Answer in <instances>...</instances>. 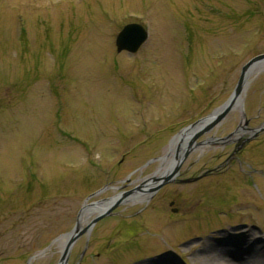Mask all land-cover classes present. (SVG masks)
Here are the masks:
<instances>
[{
  "label": "rangeland",
  "instance_id": "obj_1",
  "mask_svg": "<svg viewBox=\"0 0 264 264\" xmlns=\"http://www.w3.org/2000/svg\"><path fill=\"white\" fill-rule=\"evenodd\" d=\"M129 23L148 39L116 53ZM261 54L264 0H0V264H59L58 240L82 211L119 195L66 264H213L224 249L232 263L264 264V132L245 153L254 175L234 164L187 186L148 185L150 160ZM242 97L250 126L264 122V65ZM241 114L196 144L235 132ZM218 144L190 153L194 169L224 159Z\"/></svg>",
  "mask_w": 264,
  "mask_h": 264
},
{
  "label": "water",
  "instance_id": "obj_2",
  "mask_svg": "<svg viewBox=\"0 0 264 264\" xmlns=\"http://www.w3.org/2000/svg\"><path fill=\"white\" fill-rule=\"evenodd\" d=\"M148 38V32L144 26L138 23H129L126 24L121 28V30L117 33L114 41L115 50L116 53L126 52L128 54H135L139 48L146 42ZM264 64V54L258 55L247 61L240 69L238 80L233 88V91L231 92L230 96L227 98V100L220 105L219 107L215 108L211 113H209L207 116L195 121L194 123L187 125L186 127L182 128L177 135H175L169 144V147L172 145V142L175 141L178 137H181V135L185 133L188 136L187 138V144L189 145L186 149V153L183 156V160L186 158L188 154H190V149L198 146L196 144V140L211 132L213 129L217 128L225 119V117L232 112L235 109H240L243 106V95L246 91L247 85H248V78L249 74L252 69L255 67H259ZM243 115V112H242ZM244 116V115H243ZM237 131V130H236ZM235 132L231 133L229 136H227L225 139H228L229 137L235 135ZM264 131V129H257L255 132ZM225 139H218V138H211L208 141L202 142L203 144L213 145L218 143L219 141H223ZM179 169V163L174 166V169H171L169 173L166 175H163L161 178L151 176V181H154V187L153 190L157 191L164 185H167L171 183L174 179V177L177 175ZM196 180V179H193ZM185 182H191L190 180H187ZM119 204V200L112 201V203L103 211L100 213H97L96 217L91 220L88 227L83 230L77 229V226L68 234L63 235V237H67L70 235V238L66 245L63 247V250L61 251V256L59 260V264H66L70 249L74 242L86 231H88L95 223H97L102 218L108 216L113 209H115ZM60 238V239H61Z\"/></svg>",
  "mask_w": 264,
  "mask_h": 264
},
{
  "label": "flooded vegetation",
  "instance_id": "obj_3",
  "mask_svg": "<svg viewBox=\"0 0 264 264\" xmlns=\"http://www.w3.org/2000/svg\"><path fill=\"white\" fill-rule=\"evenodd\" d=\"M241 112L240 109H235ZM234 111V110H233ZM259 116V115H258ZM255 118L248 117L241 114L240 119L238 120L235 129H237L235 135L229 137L228 139H225L227 136H229L232 132L229 134L225 135L224 138L225 140L221 141V144H218L217 147L222 146L223 152L219 156H225L224 154L226 153V149L229 150V153L227 152L226 156L223 157L222 161L218 162L215 165H212V167L208 168L206 165L200 166L198 169H194L198 163L199 160H196V162H191L188 158L191 156L192 153L196 151H203L205 148L207 149V143L206 144H198V148H196L187 158H185L181 165L179 166L177 175L174 177L173 181L171 184L173 185H180V186H187L192 183H198L201 180L212 176L216 174H220L224 172L225 170L231 168L234 164H237L238 167L242 166L243 164L246 166V174L248 176H251V174H256L255 169H252V167L249 164H245V153L248 154L250 152V139L256 135L255 130L264 128V122H261L258 124V126H250V124L255 121ZM212 138V137H211ZM210 139V137H209ZM163 156H159L156 159H153V161H157L158 163V169L163 163L164 165L167 164V160L161 161ZM123 160V159H122ZM121 160V161H122ZM120 161V162H121ZM170 162V161H169ZM163 165V166H164ZM157 169V170H158ZM194 169V170H193ZM199 170H204V172L201 173ZM196 179V180H193ZM187 180L193 181V182H185ZM174 211H177L176 209Z\"/></svg>",
  "mask_w": 264,
  "mask_h": 264
},
{
  "label": "bare ground",
  "instance_id": "obj_4",
  "mask_svg": "<svg viewBox=\"0 0 264 264\" xmlns=\"http://www.w3.org/2000/svg\"><path fill=\"white\" fill-rule=\"evenodd\" d=\"M264 65V64H263ZM260 67V66H259ZM259 67H255L254 69L251 70L250 74H249V78L251 77V75L253 73H255ZM248 78V80H249ZM187 134L189 133H185L183 135H181V137H178L177 139H175V141L172 142V145L167 149L166 153L163 154V157L161 159V161H165L167 160V164H161V166L159 167V169L156 172V176L155 177H159L161 178L163 175H166L167 173H169L171 171V169H174V166H176L179 163V166L181 165L182 161H183V156L186 153V149L189 146L187 144ZM196 148H198L197 146L191 148L189 151L190 153H192ZM170 161V162H169ZM164 165V166H163ZM152 178L150 177V179L148 180V185L152 182H149ZM147 181V180H146ZM153 183H155L153 181ZM151 186L147 187L145 192H141V194H136L135 198L137 199H142L144 197V194L147 192L148 189H150ZM121 198V195L113 198V199H109V200H105L103 202H99L98 204H95L94 206H92L91 208H85L79 218V224L77 225V229H82L84 227V225L87 223L88 217L90 215L95 214L97 215V213H100L101 211H103L104 209H106L111 203L112 201H117ZM70 238V235L67 237H63L61 239L58 240V245L59 248L61 249V251L63 250V247L66 245V243L68 242ZM239 245H241L242 247L244 245L249 246L250 249L255 250L256 246L254 243L250 242L249 240L246 239H240L238 241ZM228 250L224 249L222 251H220L218 254L216 255V257H218V259L216 260L217 263H213V264H261V260L259 258H256L255 261H251V262H240V263H232L231 261L227 260V254H228ZM263 264V263H262Z\"/></svg>",
  "mask_w": 264,
  "mask_h": 264
}]
</instances>
